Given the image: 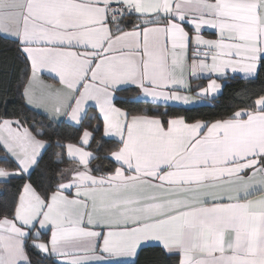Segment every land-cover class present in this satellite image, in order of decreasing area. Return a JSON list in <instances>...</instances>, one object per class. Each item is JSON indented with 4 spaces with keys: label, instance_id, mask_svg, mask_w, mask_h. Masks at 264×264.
I'll use <instances>...</instances> for the list:
<instances>
[{
    "label": "snow or ice",
    "instance_id": "obj_1",
    "mask_svg": "<svg viewBox=\"0 0 264 264\" xmlns=\"http://www.w3.org/2000/svg\"><path fill=\"white\" fill-rule=\"evenodd\" d=\"M0 42V264H264V86L195 111L264 76V0H0Z\"/></svg>",
    "mask_w": 264,
    "mask_h": 264
},
{
    "label": "trees",
    "instance_id": "obj_2",
    "mask_svg": "<svg viewBox=\"0 0 264 264\" xmlns=\"http://www.w3.org/2000/svg\"><path fill=\"white\" fill-rule=\"evenodd\" d=\"M7 44L4 42H0V58L7 56L11 61L13 57V53L11 51H6ZM16 68L15 71L17 75L19 74V70L23 67L18 61L15 62ZM13 89L10 91L9 95L12 97H16L14 85L15 80L12 81ZM225 86L223 87L222 93L217 97L216 100L211 103L214 106H203L197 108L195 111L199 116H202L205 119H214L218 118L219 114L227 113L229 111H234L235 108H232V105L243 106L242 101L245 98V93L253 90H258L260 87L264 86V76L261 77L260 80L255 83H249L247 80L241 78L240 76H236L235 78H231L227 81H221ZM21 102L18 98L14 101H10L7 105L8 113L11 115L14 110L20 108ZM29 118L35 117V119L39 120L41 117L36 114V112L25 109ZM5 111V105L0 103V115H2ZM61 132L68 131L69 133H73L74 129H60ZM99 139V136H97ZM6 195H0V200L6 199ZM152 253L146 252L142 259L150 257Z\"/></svg>",
    "mask_w": 264,
    "mask_h": 264
},
{
    "label": "crops",
    "instance_id": "obj_3",
    "mask_svg": "<svg viewBox=\"0 0 264 264\" xmlns=\"http://www.w3.org/2000/svg\"><path fill=\"white\" fill-rule=\"evenodd\" d=\"M239 76V75H238ZM46 79H47V77H46ZM49 82H51V80H49Z\"/></svg>",
    "mask_w": 264,
    "mask_h": 264
}]
</instances>
